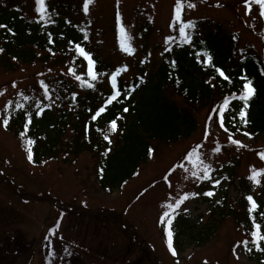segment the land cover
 Returning <instances> with one entry per match:
<instances>
[{
    "label": "trees",
    "instance_id": "16d2710c",
    "mask_svg": "<svg viewBox=\"0 0 264 264\" xmlns=\"http://www.w3.org/2000/svg\"><path fill=\"white\" fill-rule=\"evenodd\" d=\"M33 4L35 0H0V25L7 26L0 28V49H3L0 63L8 70L37 63L42 69L57 68V74L48 80L50 84L46 86H53L59 91L56 96L59 100L62 91L71 87L70 84L65 85L71 77L83 75L92 85L85 86L84 93L74 100L70 95L61 99L62 104H69L70 110H59V115L49 108L30 110V97L41 89L34 83L7 103V129L15 134L24 132L34 141L35 162L39 163L44 158H59L64 153L74 158L90 154L105 173L101 183L112 188L131 178L147 161L149 154H157L171 144L182 143L206 124L233 138L245 133L264 136V71L256 56L241 55L244 47L239 32L218 22L202 19L192 21L194 27L186 30L190 40H185L180 33H175L177 25L173 23L167 39L168 48L147 80L143 82L138 78L122 88L119 79L120 95L93 120L92 116L99 109L97 103L108 92L101 89V82L87 76L84 56L76 49L77 44L85 51L86 48L91 49L86 46V41L88 37L91 41L92 37L91 30L86 26H83L85 31L82 30L75 19L79 13V1L45 0L44 19L41 15L29 13ZM239 4H245V0L232 3L234 6ZM140 16L143 14L137 11L136 18ZM242 24L249 27L252 33L260 35L264 30V17H253L251 22L244 19ZM150 30L147 22L137 26V33L143 38H147ZM205 53L211 56V61H207ZM93 56L96 60L95 75L98 76L108 65L97 54ZM218 69L224 71V77L220 76ZM245 76L249 77H246L247 80L256 90L246 109L247 125L241 122L239 111L243 101L238 99L246 82L241 77ZM226 100L228 103H225ZM18 104L22 107H17ZM37 112L40 114L37 115ZM113 120L118 129L117 141L101 160L92 152H98L106 145L103 130L113 131L110 127ZM69 130L71 134H67ZM64 159L69 158L65 155ZM251 197L258 208L249 213L251 204L247 197L227 202L226 195H222L219 198L222 201L215 203L213 215L217 216L211 221L210 228L208 226L203 237L191 233V238L202 245L228 220L251 234L256 230L253 218L261 224L260 234H264V215H261L264 213V198L260 194ZM183 223L182 230L187 228L185 220L173 219L172 227L177 224L182 227ZM259 249L257 263L264 264V246ZM254 253L251 249V257Z\"/></svg>",
    "mask_w": 264,
    "mask_h": 264
},
{
    "label": "rangeland",
    "instance_id": "374dc122",
    "mask_svg": "<svg viewBox=\"0 0 264 264\" xmlns=\"http://www.w3.org/2000/svg\"><path fill=\"white\" fill-rule=\"evenodd\" d=\"M235 1L236 0H181V4L185 6L186 18L205 16L221 23L226 21L231 24V29L240 30L242 43L248 41L253 49H261L258 39L245 27L241 26L237 19L239 18V10L241 15H245L246 12L248 14L249 10L247 5L239 4L236 7L229 6L228 8L225 6L227 2L234 3ZM84 2L85 0H80L81 16L87 14L94 16V18H97L95 22L96 25L99 24L107 28L109 16L113 11L114 0H91L87 13L84 11ZM123 2L122 11L127 21H132L137 11H143L152 21V30L147 42V48L152 49V46L157 44L158 47L155 48V52H152V59L157 58L161 52V46L165 43V38L169 33V24L172 19V9L170 7L172 0H123ZM216 2L223 3V6H215L214 4ZM189 4L194 5V7H189ZM150 5H152L151 9L149 8ZM251 7L254 6L251 5ZM29 13L31 14V9H29ZM130 42L129 35H126L124 44L129 49L126 51L128 55L131 53ZM112 44H114L113 33H108L105 35L103 50L104 54L110 55L115 65L120 62L122 58L119 54L111 52ZM117 47L119 50L122 49L121 45L118 46V44L114 46V49ZM123 61L126 62L125 59H123ZM38 67L39 66H27L26 68L16 71H7L0 68V84L9 82L8 88L10 91H13L14 94H17L37 79V76H33V73L37 72ZM149 68L150 64L148 65V69ZM120 73L127 78L136 76V70L132 67H129L127 70H121ZM14 84L15 87H13ZM2 90H5V88ZM11 95V93H0V111L5 105V98L7 99ZM213 133H215L216 138H221L222 136L215 129H213ZM200 136V134L195 135L188 141H184L172 148L166 154H161L162 159L160 160H158V158L151 160L153 163L149 164L136 178L129 181L125 185L126 187L123 192L121 189L113 191H96L94 188L95 185L92 183L93 175L88 174L91 165L89 164V167H85V169L83 167L86 157L85 159L79 157L73 167L61 164L62 170L56 168L57 162L54 161H48L46 164L36 167L28 165L29 163L25 160L26 158H23V151L20 148L18 138L5 129L0 117V202L5 204L4 206L0 204V220L4 223L2 228L0 225V264H85L83 257L78 251L69 245L58 242H53L50 246V243H48L47 248L42 250L40 256L31 257L33 248L32 240H35L40 232L37 222L39 219H42L44 216L47 217L52 213L54 204L52 205L48 200L59 201V198L74 200L80 205L77 213L72 210H67V220L63 228H65L66 231V238L74 244L83 246L86 256L90 260H96L98 264H103L99 261L103 255L109 262H112V264H144L142 260L148 259V249L145 248L143 242L139 244L140 247H137L138 243L136 240L126 236V233L122 231L120 222L116 221L109 212L104 218L103 226L108 227V231H110L112 237L106 239H110L109 242H106V247H108V249H102V253H96L95 251L97 250H95L94 247L97 243H100L102 247L104 241L101 242V239L105 232H100V228L96 231L87 230V236L82 233L81 227L90 229L91 225V221L84 217L82 208L105 206L112 211H119L129 200L134 191L142 187L149 179L161 176L166 166L170 164L172 160L181 156L183 151L190 147L189 145L192 140ZM213 138L214 136H211V139ZM241 141L248 146L261 144L258 139L254 138L242 139ZM203 150L204 154L202 160L204 161V166L219 169V174L223 178L222 185L224 188L230 181L228 173H231L232 177H238L240 175L243 177L252 176L253 169L258 172L262 165V161L257 155L246 152L240 148L233 147L232 152H230L232 156L238 158V163L235 167L227 166L232 163L229 154L220 152L218 148L214 146L213 142L204 144ZM76 168L80 171V177L74 174ZM257 178L261 187L264 189V174ZM239 180L238 178H232L231 183L228 185L230 193L234 194L239 191ZM16 185H21L24 189H17L18 187ZM8 186H11L14 190L23 192L26 198L29 197L26 193L30 191L29 194L36 199L29 198L28 205L20 209H9L10 207H16V204L14 199H9L8 195L5 194L8 193ZM151 191V193L143 197V199L147 201L146 204H139L133 210H128V212H130V217L128 218L133 220L134 224H137L139 233H145L146 237L156 246L158 256L155 259L160 261V256H164L165 262L170 264L171 260L169 261L165 258L160 230L157 231L155 228V219L159 211L158 201L162 199L164 202V185L160 184ZM173 197L168 200L176 205ZM6 205L9 208L5 207ZM38 206L41 207L39 214L36 213V208ZM182 209L186 214L181 212L183 217H187L190 225L195 224L192 230L190 227H188V230L194 233L196 237L199 232L200 234H204L207 231V227L202 228V226L204 224L208 226L210 220H214L217 216L216 214L213 215V217L210 216L212 208H209V201L205 202L202 199L191 200L186 204L183 202ZM69 214L71 215L69 216ZM139 219H143L147 224ZM7 223L9 226H7ZM11 223H17L18 225L10 226ZM223 223L218 232L209 235L207 240L203 242V244H205L201 246H198L197 240L192 239L188 232L178 235L180 240L179 257L181 259L179 264H201L205 259H208L210 262L217 258H220L218 260L219 262L223 261L226 264H239V262L234 261L231 257L230 250L238 243L237 241L231 246L235 239L240 238L237 234L238 230L229 222ZM9 228L12 234L15 232L20 234L22 241H25L22 246L15 247L14 243L13 246L11 245V242L14 240H11L8 236L7 229ZM234 249L238 255L243 254L239 245ZM121 250L124 252H121ZM242 258L244 259V257ZM248 264L251 263L248 262Z\"/></svg>",
    "mask_w": 264,
    "mask_h": 264
},
{
    "label": "snow or ice",
    "instance_id": "6c2138e0",
    "mask_svg": "<svg viewBox=\"0 0 264 264\" xmlns=\"http://www.w3.org/2000/svg\"><path fill=\"white\" fill-rule=\"evenodd\" d=\"M91 2V0H85L84 2V11L85 13L88 12V6H89V3ZM35 3L37 5L36 7V11L40 13L41 15V19H44L45 17V14H46V5H45V0H35ZM252 3H255L257 5H259L260 7V16L261 17H264V0H245V4L247 5L248 7V10L251 11V4ZM189 7H194V5H191L189 4L188 5ZM181 8H182V4H181V0H176V15L174 17V19L176 21H180L181 19V16H180V13H181ZM117 20L119 22L120 20V16H119V13H117ZM7 26L6 25H0V28H6ZM194 27V22L192 21H188L187 23H181L180 26H179V33L181 35V37H183L185 40H190V36L187 35V29L188 28H192ZM9 32H11V29H8ZM120 31L123 32V28H120ZM85 39H87V36H85ZM121 48L125 51H128L129 49L127 47H125V44L123 42V39L121 40ZM76 49L78 51V53L80 55H83L86 59H88V64H89V69H88V74L92 77V79L94 80L96 78V75H95V72L93 71V66H94V63L95 61H93L90 57V54L89 53H86L85 50L79 45L77 44L76 45ZM3 49H0V52H2ZM205 56L207 57V61H211V56L208 55L207 53H205ZM217 71H220V70H217ZM220 75L221 76H224V73L222 71H220ZM76 79L79 80L80 79V76H76ZM225 79H228V77L225 76ZM242 80H245L246 82L243 83V86H242V91L240 92L239 96H238V99L240 101H243V107L240 109L239 111V116L241 118V122L245 125L248 124V120L246 118V109L249 107V100L255 95V88L252 86V82L250 80H247L246 77H241ZM92 85L89 84L88 87H91ZM113 86H115V76H113ZM13 87H15V84L13 85ZM45 94L47 95V91L45 92ZM117 94H114L112 97H111V100H115L117 99ZM235 98V97H234ZM25 99H27V97H25ZM110 102V101H109ZM225 103H228V101L226 100ZM17 107H22V105H16ZM105 111V108L104 107H101L100 109L97 110L96 114L92 116V119L95 120L101 113H103ZM125 112L128 111L127 108L124 109ZM40 112H37V115H39ZM31 122V120L29 119V123ZM3 125L5 127L8 126V120L5 119L3 121ZM110 127L112 128L113 131H115L116 129V121L113 120L111 121V124H110ZM25 129H27V125H25ZM24 132H21V137L24 136ZM245 135H249L248 133H245ZM105 139H108L107 136H105ZM231 139V137L229 138ZM233 143H236V144H239V141H232ZM29 145H31L32 143H34V141L32 140H29L27 142ZM28 160L31 161L33 159V156H32V152H31V148L29 147L28 149V156H27ZM101 171H103L101 169ZM205 177H207V172H208V169L205 168ZM261 173L260 172H257L255 169H253V175L250 176L249 178L251 180H254L256 182H259L257 177L260 175ZM216 183H219V181H216ZM195 195V194H194ZM205 195L207 196H211L213 195L212 192H207L205 193ZM186 197H182L181 200L177 201L176 202V205L175 207H179L180 203L183 201V199H185ZM247 200L250 202L251 204V207L249 208V213H252L254 210H256L258 208V205H256L255 201H253V198L251 196L247 197ZM167 207L169 209H173V205L172 204H168ZM171 215H174V211ZM261 215H264V213H262ZM170 216V213L168 211H165L163 213V215L160 217V222L161 223H164L165 222V218L169 217ZM171 225H172V219L169 218L167 219V227L165 229L166 231V235H167V243H168V247L169 249H172V236H173V233H172V230H171ZM253 225L255 227V231H252L251 233V236H252V243L256 245L257 249H259V242L260 240H264V236L260 235V229H261V224L259 223H256V220L255 218H253ZM56 227L58 228L59 225L57 224ZM244 246L249 250L251 251V248L248 247V241H244ZM172 254L173 255H176L175 251L173 250L172 251Z\"/></svg>",
    "mask_w": 264,
    "mask_h": 264
}]
</instances>
